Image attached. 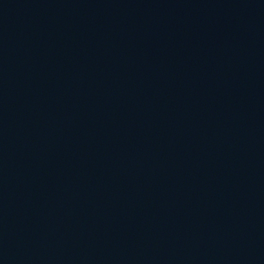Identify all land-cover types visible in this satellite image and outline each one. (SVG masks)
Here are the masks:
<instances>
[{"label":"water","instance_id":"obj_1","mask_svg":"<svg viewBox=\"0 0 264 264\" xmlns=\"http://www.w3.org/2000/svg\"><path fill=\"white\" fill-rule=\"evenodd\" d=\"M0 264H264V0H0Z\"/></svg>","mask_w":264,"mask_h":264}]
</instances>
